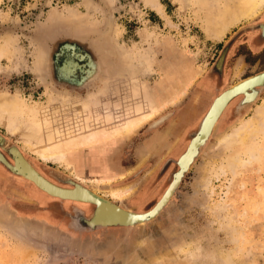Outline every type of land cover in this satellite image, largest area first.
Segmentation results:
<instances>
[{
    "label": "rangeland",
    "instance_id": "374dc122",
    "mask_svg": "<svg viewBox=\"0 0 264 264\" xmlns=\"http://www.w3.org/2000/svg\"><path fill=\"white\" fill-rule=\"evenodd\" d=\"M147 1L0 0V99L18 97L35 105L47 103L51 94L58 100L67 92L86 95L88 86L92 90L91 84H98V73L83 79L80 65L85 62L79 56L95 58L94 50L102 54L109 75L113 72L108 82L116 75L121 88L129 73L136 78L134 85H157L170 65L172 70L184 68L192 79L191 63L178 54L198 58L200 67L205 70L208 65L209 74L218 80L234 47L233 56L245 51L243 76L264 70V49L252 55L245 40L250 32H259L264 8L254 18L230 26L221 39L207 35V14L197 0H156L163 13ZM215 2L216 7L223 4ZM222 55L223 64H217ZM65 60L68 76L59 72ZM226 86L220 85L216 94L231 84ZM240 99L225 109L159 214L135 227L89 228L85 220L95 211L93 203L52 197L0 162V264H264V87L253 103L239 107ZM181 101L160 115L165 117L160 125H147L152 119L135 139L165 128L184 105ZM206 111L207 107L182 127L168 151L147 164V177L120 200L112 190L123 187L80 179L84 166L75 172L42 160L25 146L20 133L2 123L0 151L9 159V147L20 149L52 182L71 187L74 181L144 213L166 191L179 169L176 161ZM160 142L154 139L151 144Z\"/></svg>",
    "mask_w": 264,
    "mask_h": 264
},
{
    "label": "bare ground",
    "instance_id": "6f19581e",
    "mask_svg": "<svg viewBox=\"0 0 264 264\" xmlns=\"http://www.w3.org/2000/svg\"><path fill=\"white\" fill-rule=\"evenodd\" d=\"M197 1L207 14L204 28L206 27L207 35L212 38H222L230 26L242 20L254 18L264 8V0H221L223 4L220 6V2L218 7L215 5L217 0ZM147 3L155 11L163 13L162 5L156 0H148ZM93 53L95 58L89 54L88 57L79 56V59L85 62L84 65H80L85 73L83 79L93 77L94 72L98 73V84H91L94 88L92 90L88 89V86L86 95L79 96L67 94V92L58 100L51 94L47 103L35 105H30L18 97L11 96L0 99V123L4 124L12 133H20L25 146L42 160L56 161L72 167L75 172L81 166H85L87 161L103 166L104 164L100 163V158L107 149L126 136L134 134L168 105L176 102L184 93L187 83L192 80L187 76L184 68L178 67L172 70L170 65L164 69L165 75L159 83H156L157 85L147 82H141L140 86L134 85L136 78L129 73L127 83L121 88L116 86V78H118L116 75L111 79L112 82H108L113 72L110 75L107 72L109 67L105 66L107 63H105L102 54H99L97 50L96 52L94 50ZM149 59V57L145 58L146 61ZM60 65H63L62 69L61 66L59 67L61 75L68 76L70 73L67 70L68 61L65 60ZM115 66H117L116 63ZM261 80L262 77L260 82ZM100 81L104 83L103 86L99 84ZM251 81L240 85L241 80L229 86L226 89L228 90L226 94L216 101L200 128L199 134L191 145H188L186 154L183 153L179 161L181 170L190 168L194 162L195 156L193 157V155L196 150H199L197 147L207 142L230 102L242 94L246 96V100H250L256 94L255 88L260 84L259 78ZM54 100L59 103H52ZM1 136L0 134V144L4 139ZM1 138L3 139L1 140ZM10 152L14 159V165L11 167L13 172L35 183L48 195L80 203H93L97 210L93 214L94 216L92 215V222L97 226L107 222H129L140 217L136 215L140 214L139 212L122 207L105 198L97 190H92L81 184H76L73 188L57 185L35 169L20 149H12ZM78 177L81 179V176ZM178 178L177 176L176 181ZM73 183L75 184L74 181ZM131 190L128 187L114 189L112 196L120 200L129 195ZM168 196L170 195L167 193L156 209Z\"/></svg>",
    "mask_w": 264,
    "mask_h": 264
},
{
    "label": "crops",
    "instance_id": "0c3cea01",
    "mask_svg": "<svg viewBox=\"0 0 264 264\" xmlns=\"http://www.w3.org/2000/svg\"><path fill=\"white\" fill-rule=\"evenodd\" d=\"M262 38L264 37H262L259 32L252 34V36L248 38L247 47L252 55L263 48L264 39ZM213 42L220 43L221 40L215 39ZM234 48L229 50L227 54L226 65L224 64L225 67L220 80H215L213 74H209L208 65L207 69L203 70V68L200 67L201 64L198 58L194 59L184 54H178L183 60L191 63L195 74L192 80L187 83L182 96L172 105H168L167 108L147 125L154 127L159 122L162 123L161 121H163L165 117H161L160 115L168 108L179 104L178 102L182 100L180 104L184 102V105H182L181 109L178 111L176 110L175 119H170L171 121L168 122V125L163 129L146 131L139 139H135L137 134L147 125L134 132V134L119 140L101 156L100 163H103L105 166L98 163L94 165L92 161H87L86 165L81 169V177L84 180L95 182L98 186L113 188H131L137 185L139 179H145L147 177V164H150L155 156H162L166 153L170 148L171 142H173V137L183 132L182 127L191 123L192 118L195 117L194 115L201 113L205 107L208 108L210 99H213L217 95L216 92L220 85L228 86L245 77L243 76L245 66L247 67L245 51L243 50L237 56H233L235 54ZM154 80L149 83H153ZM154 122L157 123L154 124ZM154 139H159L161 142L156 145L151 144Z\"/></svg>",
    "mask_w": 264,
    "mask_h": 264
},
{
    "label": "water",
    "instance_id": "95a60500",
    "mask_svg": "<svg viewBox=\"0 0 264 264\" xmlns=\"http://www.w3.org/2000/svg\"><path fill=\"white\" fill-rule=\"evenodd\" d=\"M263 24H264V19H263V21L259 24V26H258V28H259V32H260V35L262 36V37H264V27H263ZM223 58H224V56L222 55V57L219 59V61H218V64H221L222 63V61H223ZM262 77V80H261V82H260V78ZM259 78V82H260V84H258V87L257 88H255V91H256V94H254L253 95V97L250 99V100H246V96H244L243 97V99H241L240 101H239V104H238V106L239 107H244L245 105H249V104H251V103H253L254 101H255V99H256V96H257V93H258V96H259V94H260V92H261V89L264 87V70L262 71V72H258V73H256V74H253V75H250V76H247V77H245V78H242V82H241V84L240 83H238V84H240V85H243V84H247V83H250V81L252 80H256V79H258ZM251 81V82H252ZM236 86V85H235ZM237 86H239V85H237ZM255 87V86H254ZM228 90H226V91H224V92H221V94H219L217 97H215V99H214V101H213V103H212V105H211V107L209 108V110L207 111V113H206V115L204 116V118H203V120H202V123H201V126H200V128L202 127V125H203V123H204V121L206 120V118H207V116L209 115V113L211 112V110H212V108L214 107V105H215V103H216V101L219 99V98H221L222 97V95L223 94H226V92H227ZM234 95H236V94H234ZM233 95V96H234ZM233 96H231V97H233ZM255 97V98H254ZM200 130L201 129H199V131L197 132V134L191 139V141H190V144L189 145H191V143H192V141L197 137V135L199 134V132H200ZM2 137V136H1ZM3 138H1V140H2ZM3 143V141L1 142V144ZM203 145V144H202ZM15 147V146H14ZM201 146L199 145L198 147H197V149H199ZM13 147L11 146V147H9L8 149H7V152H8V154L10 155L11 154V149H12ZM188 148H189V146H188ZM188 150V149H187ZM186 150V151H187ZM186 151L184 152V155L186 154ZM197 154V150H196V152L194 153V155H193V157L195 156ZM0 161H2L3 162V164L10 170V171H14V170H12V168H11V166H10V164L5 160V158H3V156H2V154L0 153ZM182 156H183V154L177 159V161H176V163H177V166L179 167V169L175 172V173H173V175H172V181L169 183V186L167 187V189H166V191L164 192V194L161 196V198L156 202V204L154 205V207L153 208H151V210H149V211H146L145 213H140V214H136V215H138V216H140V217H137L136 219H134V220H130L129 222H120V221H116V222H107V223H105V224H99L98 226H101V227H106V226H117V225H121V226H136V225H140V224H143V223H146V222H148V221H150V220H152L155 216H157L158 214H159V212L163 209V207L166 205V201H168V198L173 194V192L175 191V189L177 188V186L179 185V183H180V181H181V178L183 177V175H184V171H185V169L184 170H182V172L180 173V176H179V180H178V182L176 183V184H174V181H175V176H176V174H178L179 172H180V164H179V161H180V159L182 158ZM192 157V158H193ZM70 183H71V185H76V184H74L73 182H71V180H70ZM169 189H171L170 190V196H168L161 204H160V206L156 209V207L159 205V203L164 199V197L166 196V194L169 192ZM61 197V196H60ZM156 209V210H155ZM96 210H97V207H96ZM96 210L94 211V213L93 214H95L96 213ZM154 210H155V212H154ZM94 216V215H93ZM93 216H91L90 218H88V220L86 219L85 220V223L87 224V226L89 227V228H94V227H96L97 226V224L96 223H93L92 222V219H93ZM96 225V226H95Z\"/></svg>",
    "mask_w": 264,
    "mask_h": 264
},
{
    "label": "flooded vegetation",
    "instance_id": "af4514ba",
    "mask_svg": "<svg viewBox=\"0 0 264 264\" xmlns=\"http://www.w3.org/2000/svg\"><path fill=\"white\" fill-rule=\"evenodd\" d=\"M252 34H254V32H250L249 35L247 36V38H246L245 40L247 41L248 38H249L250 36H252ZM246 44H247V43H246ZM248 49H249V48H248ZM262 49H264V46H263ZM262 49H261V50H262ZM254 54H255V53H254ZM217 64H218V63H217ZM261 72H262V71H261ZM215 80H216V78H215ZM235 83H236V82H235ZM235 83H233V84H235ZM233 84H231V85H233ZM228 87H229V86H228ZM226 88H227V87H226ZM226 88H225V89H226ZM222 91H223V90H222ZM220 93H221V92H219L216 96H218ZM216 96H215V97H216ZM240 96H241V99H243L244 94H242V95H240ZM215 97H214V98H215ZM237 97H239V96H237ZM237 97H236V98H237ZM214 98H213V99H214ZM213 99H212V101H213ZM234 99H235V98H234ZM241 99H240V100H241ZM212 101H211V102H212ZM211 102H210V104H209V106H208V108H207V111H208V109H209V107H210V105H211ZM207 111H206V112H207ZM205 115H206V113H205ZM205 115H204V116H205ZM203 118H204V117H203ZM202 120H203V119H202ZM201 123H202V121H201ZM200 126H201V125H200ZM199 129H200V127H199ZM199 129H198V131H199ZM198 131H197V132H198ZM195 134H197V133H194V135H195ZM194 135H193V136H194ZM193 136H192V137H193ZM191 139H192V138H191ZM198 151H199V150H198ZM198 151H197V152H198ZM0 153L2 154L3 158H5V160H6L7 162H11V163L14 165V163H13V159H12V157H11V156H12V155H11L12 153L10 154V156H9L10 158H9V159H8V158H7V157H6L1 151H0ZM0 156H1V155H0ZM195 156H196V155H195ZM194 158H195V157H194ZM0 162L3 163L2 161H0ZM11 163H9L10 166H11ZM13 165H12L11 167H13ZM181 172H182V170H181V168H180V172L178 173L179 175L176 174V176H175L174 184H176V182H178L179 178H178L177 181H176V177H177V176L179 177ZM13 173H14V172H13ZM45 177H46V176H45ZM46 178H47V177H46ZM47 179H48V178H47ZM51 181H52V180H51ZM53 182H54V181H53ZM54 183H56V182H54ZM56 184H57V185H60V184H58V183H56ZM61 186H63V185H61ZM75 186H76V185H71V187H70V186H63V187L73 188V187H75ZM170 190H171V189H169V192H168L169 195H170ZM170 198H171V196H170ZM170 198H169V199H170ZM167 202H168V201H167ZM150 210H151V209H150ZM93 211H94V209H93ZM144 213H145V212H144Z\"/></svg>",
    "mask_w": 264,
    "mask_h": 264
}]
</instances>
